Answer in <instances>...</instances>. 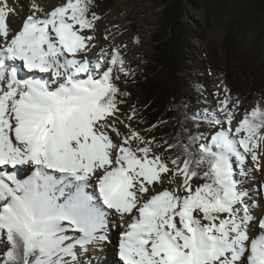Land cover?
<instances>
[{
	"label": "snow or ice",
	"instance_id": "6c2138e0",
	"mask_svg": "<svg viewBox=\"0 0 264 264\" xmlns=\"http://www.w3.org/2000/svg\"><path fill=\"white\" fill-rule=\"evenodd\" d=\"M95 7L0 0V264H264V100L224 85L208 136L158 140Z\"/></svg>",
	"mask_w": 264,
	"mask_h": 264
},
{
	"label": "rangeland",
	"instance_id": "374dc122",
	"mask_svg": "<svg viewBox=\"0 0 264 264\" xmlns=\"http://www.w3.org/2000/svg\"><path fill=\"white\" fill-rule=\"evenodd\" d=\"M138 1V0H134ZM261 0H191L192 3L183 9L182 20L191 24L192 29L183 30L180 39L182 47V64L180 76L187 82V87L182 92L188 98L186 107L190 113L196 116V123L199 135L208 136L212 132L209 119L213 116H222L221 113H214L217 108L218 97L216 93L223 88V73L218 71L215 58L221 55L223 39L229 36L233 45L239 48L240 52L247 56L248 61L256 60L257 65L263 68L261 71L264 77V7L259 9L257 4ZM98 7L94 10L101 17L100 24L105 20L104 15H109L125 25L123 34L128 38V43L132 54L126 59V65L131 69L127 79H121L120 86L131 93L128 104L136 105L140 117L143 119L144 96L137 86L138 75L143 69L144 63L149 62L154 53L153 39L161 36L165 31V16L162 11L161 0H142L144 4L151 7L147 11L150 22L143 23V27L136 23L132 27L129 25L131 18H124L127 9L132 6L128 0H113L109 4L108 0H95ZM104 30H109L115 34L117 44H120L119 33L111 30V26L104 21ZM138 33L139 42L134 34ZM103 33V32H102ZM100 33V35H102ZM110 42V41H109ZM138 50V51H137ZM216 67V68H215ZM135 74V76H132ZM210 82L213 88L212 93H205L207 83ZM261 96L253 94L247 101L246 109H250ZM222 98V95L221 97ZM215 102V110L211 108L212 101ZM126 110V109H125ZM142 127L147 128L149 124L144 123ZM217 128L219 125L216 126ZM157 139L161 136L159 131H154ZM199 137V141H200ZM255 189L253 181L248 178L246 181ZM255 194V192H253ZM259 199V197H256ZM116 233V230L114 229ZM113 242L116 237H112ZM107 261L111 264H118L115 250L109 248ZM90 252H94L91 249ZM89 253H80L88 256ZM83 257V256H82ZM116 261V262H115Z\"/></svg>",
	"mask_w": 264,
	"mask_h": 264
},
{
	"label": "trees",
	"instance_id": "16d2710c",
	"mask_svg": "<svg viewBox=\"0 0 264 264\" xmlns=\"http://www.w3.org/2000/svg\"><path fill=\"white\" fill-rule=\"evenodd\" d=\"M164 11L165 31L153 39L154 53L150 61L145 62L138 75L137 86L144 96L143 120L146 124L157 123L161 139L175 138L182 134L192 135L199 143V131L196 116L187 110L188 98L182 90L189 87L180 71L182 64V47L179 42L182 31L192 29L191 24L182 20L183 9L189 6L191 0H161ZM109 4L113 0H108ZM264 7V0L257 4ZM221 55L215 58L216 67L223 73V86L231 90L233 99L239 98L246 109L247 101L253 94L264 100V77L261 66L256 60L248 61L247 56L233 45L229 36L223 39ZM215 67V68H216ZM132 76H135L133 74ZM195 117V122L193 118ZM164 122V123H161ZM187 142V141H186Z\"/></svg>",
	"mask_w": 264,
	"mask_h": 264
},
{
	"label": "bare ground",
	"instance_id": "6f19581e",
	"mask_svg": "<svg viewBox=\"0 0 264 264\" xmlns=\"http://www.w3.org/2000/svg\"><path fill=\"white\" fill-rule=\"evenodd\" d=\"M40 2L46 6H52L55 4H58L60 2V0H40ZM21 3H27V0H21ZM128 4H132V6L130 8L127 9V12L124 15V18H131V22L129 23V25L132 27L133 25H135L136 23L138 24V27H140V25L143 27V23L146 22H150V17L149 14L147 13L148 10L151 9V7L147 4H144L142 2V0H138V1H134V0H128ZM25 11H27V9H25ZM105 18V22H107V25L111 26V30H116L117 33H119V41L120 43L123 42L124 44L127 45V48L123 49L124 51V55L126 59H129L128 57L132 54V50L130 49L129 46V41L128 38H125L126 35L123 34V29L125 27V25L123 23H121L120 21H117L115 18H111L109 15H104ZM104 21L100 24L99 28H98V32L97 35L98 37L101 36L100 33L104 32ZM116 26V27H114ZM133 28V27H132ZM139 32H136V34H134L135 37H138ZM103 42V41H102ZM111 42V41H110ZM107 42V43H110ZM98 51V49L96 50ZM138 51V50H137ZM212 86L211 83L208 82L207 86H206V90L205 93H212ZM211 105H209L211 108H213L215 110L216 106L214 105L215 102L210 101ZM214 113H217L216 111H214ZM249 179H251L253 181V183L255 185V189H253V192H257L258 190V183L257 181H259L260 183H264V176H261L260 173H249ZM248 183V182H246ZM257 212L260 211V209H256ZM112 237L115 236L116 237V233L113 232L111 233ZM113 250H115V243H113V245L111 246ZM110 248V247H109ZM109 248L105 249L103 256H104V260L106 261V264H111L110 262L107 261V255H108V251ZM92 251V250H91ZM115 257H116V261L118 260V264H119V257L116 254V251L114 252ZM85 255V254H84ZM82 255L81 258L78 257V260L82 261L83 264H89V255L91 256H99L100 253L98 251H94V252H90L89 255L84 256ZM115 261V262H116ZM116 264V263H113Z\"/></svg>",
	"mask_w": 264,
	"mask_h": 264
}]
</instances>
